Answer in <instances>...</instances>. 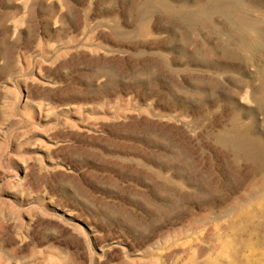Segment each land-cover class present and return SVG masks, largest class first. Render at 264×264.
I'll list each match as a JSON object with an SVG mask.
<instances>
[{
    "label": "rangeland",
    "instance_id": "374dc122",
    "mask_svg": "<svg viewBox=\"0 0 264 264\" xmlns=\"http://www.w3.org/2000/svg\"><path fill=\"white\" fill-rule=\"evenodd\" d=\"M3 16L0 42L18 19L34 34L3 57L0 200L57 264L263 248L264 0H0ZM65 96L80 107L37 108Z\"/></svg>",
    "mask_w": 264,
    "mask_h": 264
},
{
    "label": "bare ground",
    "instance_id": "6f19581e",
    "mask_svg": "<svg viewBox=\"0 0 264 264\" xmlns=\"http://www.w3.org/2000/svg\"><path fill=\"white\" fill-rule=\"evenodd\" d=\"M20 4L23 8H26L27 4L29 3H26L25 1H23ZM226 5L228 6V3ZM28 15L29 17L28 16L27 17L28 19H30L32 15L30 13ZM66 16L68 15L66 14ZM27 17L24 15L22 21L24 22V20ZM8 19L9 18L7 16L0 17V35H3V36L5 35L6 37L9 35L8 31L10 30L7 27ZM19 21L20 20L18 19V21L11 22L12 28H13L12 36H15L14 37L15 39L13 40V42L10 43L6 40L0 42V60L3 61V64L0 68V72L4 71L6 66L8 65V63L4 61V58H3L4 55H6L8 52H11V50H14L15 46H17L18 44H21L25 42L26 40L28 41V40H31V38H33V34H34L33 29L30 26H26L23 30H20L23 27V24L20 23ZM70 24L72 25L73 23H70ZM67 47L69 48V46ZM62 56L63 54L58 55V57H62ZM69 64H70L69 62L59 63V68L61 69L67 68ZM52 83L55 84L56 82L49 81V83L47 82L43 83V86L51 87L53 86ZM97 98L98 96L94 97V99H97ZM76 101H78V99L74 98L73 96H65V97H61L60 99H57L54 102L52 101L39 102L38 101L37 108L39 111H42V110H48L52 106H54V107H58V110L60 108V109H64L70 112V110H74L80 107L79 105L75 103ZM69 126L72 128H75V125L72 123H69ZM8 148H9V145H8ZM58 167L60 166L58 165ZM24 208L25 207H23L22 203H18V202L8 203L6 201L0 200V264H57L59 258H63L60 256L61 253L52 247L42 248L41 247L42 241L37 237L30 236L29 233L27 232L29 224L27 225V221L25 220V218L27 217V214H29V212L25 210ZM240 215L242 216V214ZM237 230H238V226L234 227V231H237ZM13 231L15 232L14 236L12 235ZM153 239H154L153 236L147 237L143 241V246H144V243L146 244L150 243L151 241H153ZM242 245H243V248H241ZM29 246L31 247L29 248ZM229 249L230 250H228L227 252L230 255V264H264V245L261 250H258L257 247L250 240H245V239H242L236 236L235 238H233V240H231V246ZM64 263L69 264L67 261H65ZM128 264H131V263H128ZM187 264H218V262H217L216 257H212L210 255L206 256V258L204 260L202 259V262H200L197 259V254L193 253L191 256H189Z\"/></svg>",
    "mask_w": 264,
    "mask_h": 264
}]
</instances>
